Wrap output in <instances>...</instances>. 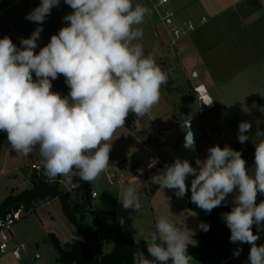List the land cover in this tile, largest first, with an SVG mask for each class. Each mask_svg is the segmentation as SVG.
Segmentation results:
<instances>
[{"label":"clouds","instance_id":"obj_1","mask_svg":"<svg viewBox=\"0 0 264 264\" xmlns=\"http://www.w3.org/2000/svg\"><path fill=\"white\" fill-rule=\"evenodd\" d=\"M71 13L68 22L50 42L35 53L43 23L60 0H41L26 19L38 26L29 38H20L18 49L5 36L0 39V131L7 133L11 148L24 156L34 150L42 158L44 174L50 182L75 177L90 183L106 171L112 137L125 125L129 113L146 115L159 102L161 86L167 75L152 56H145L142 45L133 43L143 36L136 27L144 22L149 9L133 0H64ZM33 73L36 79H33ZM65 77L70 89L62 97L52 91V81ZM209 99L206 105H211ZM187 128V125L185 126ZM251 123L239 124L238 141L250 138L245 133ZM255 136L254 174L249 175L240 151L219 145L208 149V156L193 167L187 160L176 159L151 177L161 190L175 189L177 198L188 191L186 177L191 174V202L206 213L226 202L238 190L230 212L222 213L230 229V242L250 244V264H264V244L257 245L253 225H264V131ZM185 148L195 150L191 131L186 132ZM153 161L149 167H154ZM142 175L143 169H138ZM119 198L124 209L139 212L142 197L135 185L123 189ZM123 224V218L120 219ZM207 232L210 225L201 222ZM192 229L177 227L160 216L155 230L145 238L147 256L139 250L134 264H192L188 253L195 245ZM242 249L234 253L239 256ZM151 257V258H149Z\"/></svg>","mask_w":264,"mask_h":264},{"label":"rangeland","instance_id":"obj_2","mask_svg":"<svg viewBox=\"0 0 264 264\" xmlns=\"http://www.w3.org/2000/svg\"><path fill=\"white\" fill-rule=\"evenodd\" d=\"M38 1L37 5L33 8H29L27 4H19L7 8L4 14L0 15V39L8 36L19 49L21 47L20 38H29L31 33L40 26L26 19L27 14L39 6L41 0ZM146 3L151 11L149 15L151 20L148 22L170 30L169 27L163 24L161 18L167 12H171V8L165 6L155 10L150 3ZM8 5L9 2L4 4L0 2V10L8 7ZM72 11L71 7L64 3V0H61L59 7L52 9L50 15L46 17L42 25L43 31L37 41L38 46L36 49L40 51L42 47L50 42L52 35L58 34L62 27L67 26L68 22L64 21L63 17ZM53 22L58 23L57 27L59 28L56 32L52 31L53 27H50V24ZM136 27L142 29L143 36L133 43L144 45L149 42L150 35H148L145 20ZM159 67L167 75V83L161 86L163 95L167 94V90H169L168 92L171 95H177L175 96L176 98H172L174 99L172 100L173 106L177 110L180 107V97L184 93H190L194 97L196 94L194 87L191 86L190 82L182 80L178 76L177 70L173 69L172 74L165 64H160ZM33 79H36L34 73ZM52 91L59 93L62 97L69 94L70 89L65 83L63 75H58V78L52 81ZM161 105H163V102H160L158 108ZM193 111L198 113V105L194 106ZM152 113L153 115L150 113L143 116L144 119L148 120L147 124L146 122H141L138 126H135L139 134L143 133L146 137H149L147 143L149 144L148 149L151 150L150 152L141 150L133 155H128L130 151V138L126 136L127 133L124 127L118 128L114 133L112 141L109 142L112 144L109 153L110 163L107 170L102 172L97 179L88 183L92 192L96 193L97 196L91 200L90 210L87 209L85 225L105 231L111 229L117 230L125 238L141 241H144L155 230L156 221L160 216L167 217L177 227L182 228L186 226L194 230L195 233L202 231L199 228V224L202 221L195 212L189 209L186 194L183 198H177L175 195L177 190H161L158 185L151 182L153 175L162 172L166 166L172 164V159L163 148L167 143L173 147H177L178 135L180 133L174 129V126L162 124L155 118L154 112ZM151 118L158 129L165 130L167 135L164 133L165 131L163 133H160L159 130L154 131V124L149 121ZM148 125H152L151 127L153 128ZM147 158L159 159L161 164H158L153 172L146 176H136L134 170L139 167H145ZM119 160L122 163L125 162L126 165H120L117 168L118 163L116 162ZM25 168L37 171L39 174L44 170L38 147L28 156L17 153L11 148L7 140V133L4 132L3 146L0 151V201L3 202L11 194H19L28 188V181L24 176ZM66 179L62 177L60 188L68 192L72 201H75L74 189L85 182L80 180L79 177H75L72 184H67ZM129 185H135L141 194L142 208L139 212H133L132 209H124L119 201L118 197L122 195L123 189ZM100 213L110 216L101 224L96 220L97 215ZM121 218H123V224L120 223ZM12 233V244L24 246L21 255L30 264H60L58 262L57 250L51 242V236L55 237L63 248L66 245H71L76 239L82 240L97 256L110 253L115 244L114 240H109L103 245H97L86 238H77L74 233V227H72V224L65 216L62 203L59 199L51 200L47 204L43 203L34 209L25 211L22 219L13 227ZM193 240L196 241V238L193 237ZM195 244H197V241ZM192 264H218V262H203L194 258ZM233 264H239L238 260L234 261Z\"/></svg>","mask_w":264,"mask_h":264},{"label":"crops","instance_id":"obj_3","mask_svg":"<svg viewBox=\"0 0 264 264\" xmlns=\"http://www.w3.org/2000/svg\"><path fill=\"white\" fill-rule=\"evenodd\" d=\"M0 2L6 3L5 0ZM137 3L149 9L144 20L150 40L142 45L144 55L154 56L156 64H165L172 74L173 69L177 70L178 76L190 82L192 87L203 86L214 105L209 109L198 100L197 94L193 97L190 93H184L180 97V107L176 110L172 98L177 95H171L169 90L163 95L160 89L159 102L152 107L150 113L153 115L154 112L158 121L174 126L180 132L177 146L187 132L184 115L189 114L200 126L203 135L194 153V166L199 167L200 161L206 159L210 147L229 146L242 153L249 175H253L255 143L258 142L255 133L258 128L264 131V0H169L168 6L175 17L170 21L172 26L182 27L187 22L196 25V29L181 38L173 50L169 48V31L148 22L151 20V11L146 1L133 0L134 6ZM57 24H50L52 31H58ZM160 102L163 105L158 108ZM196 105L198 113L193 111ZM149 121L154 124V128L152 125L148 126L155 132L165 131L158 129L152 118ZM141 122L147 124L148 120L143 116H136L135 126ZM241 122L252 125L251 130L245 133L250 139L244 144L238 141ZM123 127L126 136L130 138L128 155L149 147V137L143 133H133L125 125ZM165 147L176 148L169 143L164 146V151ZM119 161L116 163L119 164ZM237 194L238 190L227 197L225 203L230 210ZM262 200L264 194L258 193L256 203L259 204ZM254 226L259 232L256 243L262 245L264 225ZM250 247L247 244L240 254L249 253ZM234 261L237 259L232 263ZM0 264L30 263L22 255L20 259H16L9 253L0 256Z\"/></svg>","mask_w":264,"mask_h":264},{"label":"trees","instance_id":"obj_4","mask_svg":"<svg viewBox=\"0 0 264 264\" xmlns=\"http://www.w3.org/2000/svg\"><path fill=\"white\" fill-rule=\"evenodd\" d=\"M135 122V114L129 113L125 127L131 132L139 134L135 127ZM3 140L4 131H0V151L3 146ZM24 176L28 181L29 187L19 194H11L0 204V217L4 216L7 212L17 210L21 206L24 207L25 211H29L43 203L47 204L51 200L59 199L62 203L65 216L74 227V233L77 238H86L95 242L97 245H103L109 240L115 241L110 253L97 256L82 240H74L69 248L66 249L60 246L55 237L51 236V242L57 250L58 262L60 264H134L133 254L137 251L136 239L125 238L117 230L111 229L105 231L79 222V216L86 214L91 208L92 189L88 183L85 182L74 189L76 200L72 201L68 192L60 188L62 177H57L55 182H50L45 176L44 170L39 174L37 171H31L26 168L24 169ZM187 187L188 191L186 196L189 209L195 212L202 222L210 225L209 231H201L195 236L197 244L190 245L188 253L196 260L203 262L217 261L220 263L231 258L237 249H242L247 243L234 244L230 242V229L221 218L222 213L231 211L230 208L224 202L221 206L214 208L211 213H206L191 202V186L187 185ZM108 217H110L108 214L100 213L97 215L96 220L101 224ZM253 232L259 235L254 225ZM137 241L140 242L139 250L144 251L147 256L144 241ZM227 264L233 263L230 261Z\"/></svg>","mask_w":264,"mask_h":264},{"label":"built area","instance_id":"obj_5","mask_svg":"<svg viewBox=\"0 0 264 264\" xmlns=\"http://www.w3.org/2000/svg\"><path fill=\"white\" fill-rule=\"evenodd\" d=\"M9 2L8 7L0 10V15H3L7 8L19 5V4H27L29 8H33L39 2L38 0H5ZM150 3L155 10L161 9L165 6H168L169 0H144ZM61 2V0H60ZM56 9V7H53ZM174 17L172 12H167L164 17L161 18L163 24L170 28L169 31V48L173 50V48L177 45L178 41L189 35L196 29V25L192 22L185 23L182 27H174L170 24V21ZM194 91L198 96V100L207 108L212 109L214 107L213 103L209 106L206 105L209 101L210 96L207 90L203 86L194 87ZM151 111V110H150ZM150 111L147 114H150ZM163 133V132H162ZM144 150L149 151L148 147H145ZM140 161V160H139ZM138 161V162H139ZM156 161L154 167H149V165ZM122 163V162H121ZM118 164L117 168L122 165L125 166L126 163L123 162L122 164ZM158 164H161L159 159L147 158L145 167H139L134 170L136 176L148 175L153 172V170L157 167ZM36 168V167H35ZM138 169H143V174L141 175L138 172ZM114 184V183H113ZM96 193L92 192V198L96 197ZM25 209L23 206L19 207L17 210H12L7 212L4 216L0 217V256L7 255L11 253L14 258L20 259L21 258V251L24 250L23 245L12 244L13 241V233L12 229L15 224L20 221L23 217ZM249 253H241L238 257L235 255L229 259H226L219 264H227L228 262H232L233 260H238L239 264H250L248 259Z\"/></svg>","mask_w":264,"mask_h":264},{"label":"water","instance_id":"obj_6","mask_svg":"<svg viewBox=\"0 0 264 264\" xmlns=\"http://www.w3.org/2000/svg\"><path fill=\"white\" fill-rule=\"evenodd\" d=\"M35 53L39 52V49H34ZM154 58V56H152ZM183 121L185 126L187 125V131H191L193 134V138H194V144H193V148L196 150L197 146L199 145V142L202 138L203 132L200 128V126L194 121V119L191 118V116L189 114H186L183 116ZM186 137V135H185ZM185 137H183L181 139V141L179 142L178 146L176 148H170V147H165V152L170 156V158L172 159V164L175 162L176 159H181V160H187L193 167H194V153L195 150H191V149H187L185 148V143H186V139ZM195 177L191 174H189L186 177V184L191 186V181L194 179ZM86 214H83L79 217V222L81 224L86 222ZM70 245H66V249L69 248Z\"/></svg>","mask_w":264,"mask_h":264}]
</instances>
